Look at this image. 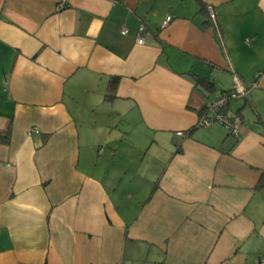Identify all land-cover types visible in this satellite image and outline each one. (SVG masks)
Segmentation results:
<instances>
[{
  "label": "crops",
  "instance_id": "0c3cea01",
  "mask_svg": "<svg viewBox=\"0 0 264 264\" xmlns=\"http://www.w3.org/2000/svg\"><path fill=\"white\" fill-rule=\"evenodd\" d=\"M61 2L0 0V264H258L264 0Z\"/></svg>",
  "mask_w": 264,
  "mask_h": 264
},
{
  "label": "built area",
  "instance_id": "2783aa9c",
  "mask_svg": "<svg viewBox=\"0 0 264 264\" xmlns=\"http://www.w3.org/2000/svg\"><path fill=\"white\" fill-rule=\"evenodd\" d=\"M64 0H62L60 5H63ZM208 18L213 25V27L218 31V25L216 21V15L211 7L207 8ZM170 21V17H166L163 22V25L167 24ZM143 30V26H140L139 33ZM121 33H126V30L122 28ZM138 41L140 43L143 42L141 37H138ZM256 87L255 83L249 84L247 87L243 86L241 81L235 76L234 78V86L230 91L224 92L220 94L215 99L208 101L205 105L204 110L199 116V120L196 124L197 127H208L213 124H222L224 125L230 136L236 138L239 136L240 132V119L237 117L229 116L226 110L229 101L233 99H237L240 97H244L247 93ZM37 132V130H35ZM177 134L182 135V132H178ZM101 149L99 153H101ZM258 264H264V257H261L258 261Z\"/></svg>",
  "mask_w": 264,
  "mask_h": 264
},
{
  "label": "trees",
  "instance_id": "16d2710c",
  "mask_svg": "<svg viewBox=\"0 0 264 264\" xmlns=\"http://www.w3.org/2000/svg\"><path fill=\"white\" fill-rule=\"evenodd\" d=\"M205 12H206V15H207V11H206V8H205ZM207 22L209 23L210 20L208 18ZM196 83L200 86H204L206 87L207 86V81L204 79V78H200V77H196ZM115 84H116V78H113L112 79V82H111V90L113 91L115 89ZM227 92V91H226ZM224 93V92H223ZM206 105V104H205ZM205 108V106H204ZM203 108V110H204ZM202 110V111H203ZM201 111V113H202ZM200 113V115H201ZM197 127V126H195ZM9 143V130H7L6 132L4 133H0V144H8ZM257 187H264V172H262L261 176H260V179H259V182H258V185Z\"/></svg>",
  "mask_w": 264,
  "mask_h": 264
},
{
  "label": "rangeland",
  "instance_id": "374dc122",
  "mask_svg": "<svg viewBox=\"0 0 264 264\" xmlns=\"http://www.w3.org/2000/svg\"><path fill=\"white\" fill-rule=\"evenodd\" d=\"M148 158H149L148 156L145 158V163L148 162Z\"/></svg>",
  "mask_w": 264,
  "mask_h": 264
}]
</instances>
